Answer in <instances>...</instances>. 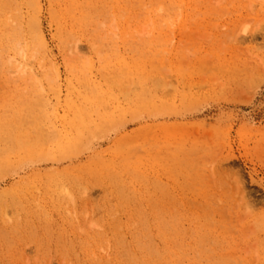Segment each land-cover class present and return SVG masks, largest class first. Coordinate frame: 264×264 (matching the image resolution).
Instances as JSON below:
<instances>
[{
    "label": "rangeland",
    "instance_id": "374dc122",
    "mask_svg": "<svg viewBox=\"0 0 264 264\" xmlns=\"http://www.w3.org/2000/svg\"><path fill=\"white\" fill-rule=\"evenodd\" d=\"M19 1L47 45L31 20L34 53L4 27L0 58L18 69L0 89L35 80L47 103H0V264H70L113 217L185 208L223 226L212 261L264 264V0Z\"/></svg>",
    "mask_w": 264,
    "mask_h": 264
},
{
    "label": "bare ground",
    "instance_id": "6f19581e",
    "mask_svg": "<svg viewBox=\"0 0 264 264\" xmlns=\"http://www.w3.org/2000/svg\"><path fill=\"white\" fill-rule=\"evenodd\" d=\"M32 8H38L39 0H26ZM179 1V0H177ZM23 8V3L19 0H0V34L4 33L3 28L15 26L13 36H18L12 39L13 47L22 46L28 52L34 53V39H37L41 46L46 47L47 43L42 33L40 23L34 16H26ZM31 16V17H30ZM31 20V21H30ZM26 21L35 30L34 39H26L25 27ZM17 22V24H16ZM6 34V32L4 33ZM3 34V35H4ZM2 46L3 42H0ZM9 45V43H7ZM20 44V45H19ZM14 49V48H13ZM16 50V49H15ZM24 51H20V55L24 56ZM3 66L0 73L4 70H17V64L7 62L0 58ZM5 70V75H7ZM251 71V70H250ZM249 69L239 70L240 75L250 74ZM252 72V71H251ZM239 75V74H238ZM7 78L8 86L0 89V103H47L42 96L37 97L36 90L38 86L35 80L28 81L31 85V90H28L26 96H23L21 87L16 75H10ZM242 78L237 79L241 83ZM36 95V96H34ZM100 96V95H99ZM101 97V96H100ZM91 103H98L94 98ZM252 110L260 116L264 113V95L256 100L252 99ZM103 122L100 126H104ZM89 128L87 131H92ZM84 139V136L75 135L72 137L71 144L67 146L69 149H74ZM37 145L31 143L21 149V153L35 154ZM10 162L6 154L0 153V166H6ZM184 212L171 214H160L153 221L149 217L134 220L128 227L119 222L113 217L112 227L114 228L111 234L103 236V239L96 246H86L77 251H71L70 264H223L224 256L220 261H212V254L217 250L216 245L211 239L212 235L218 234L217 226H222L214 223V227H208L202 220L208 215L201 212H191L185 208ZM209 213V212H208ZM213 226V225H211ZM223 227V226H222ZM223 233V232H222ZM221 233V234H222ZM206 252V253H205ZM201 254H209L207 262H202L204 259ZM215 259V255L213 256Z\"/></svg>",
    "mask_w": 264,
    "mask_h": 264
}]
</instances>
